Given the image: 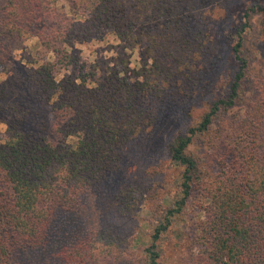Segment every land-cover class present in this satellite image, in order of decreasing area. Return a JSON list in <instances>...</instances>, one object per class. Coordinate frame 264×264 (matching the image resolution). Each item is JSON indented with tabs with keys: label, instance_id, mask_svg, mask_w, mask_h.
I'll use <instances>...</instances> for the list:
<instances>
[{
	"label": "trees",
	"instance_id": "trees-1",
	"mask_svg": "<svg viewBox=\"0 0 264 264\" xmlns=\"http://www.w3.org/2000/svg\"><path fill=\"white\" fill-rule=\"evenodd\" d=\"M221 1L69 0L65 10L55 0H0V69L6 74L0 81V121L6 125L0 264H23L20 253L46 247L60 212H82L85 196L118 169L122 148L152 130V100L187 103L202 92L199 72L215 47L205 42L208 31L196 20ZM254 12L264 14V3L249 6L227 35L236 65L228 88L168 145L171 165L180 170L179 188L169 206L154 205L150 243L141 256L136 241L94 230L60 250L65 264H161L168 235L190 205L197 207L198 223L181 264H264V56L251 81L244 54ZM110 37L141 47L135 76L123 54L97 61L95 70L83 63L77 44ZM31 39L35 52L53 58H18ZM248 84L252 97L244 113L220 123L243 103ZM19 85L46 111V128L39 125L37 133L22 127L27 110L12 96ZM197 143L207 149L205 162L190 151ZM148 196L129 185L114 201L130 215Z\"/></svg>",
	"mask_w": 264,
	"mask_h": 264
},
{
	"label": "rangeland",
	"instance_id": "rangeland-1",
	"mask_svg": "<svg viewBox=\"0 0 264 264\" xmlns=\"http://www.w3.org/2000/svg\"><path fill=\"white\" fill-rule=\"evenodd\" d=\"M58 7L68 10L69 0H55ZM264 0H223L206 10L196 25L207 30L209 37L205 39L208 44L214 43L215 54L209 56L199 72L200 85L205 88L202 92L191 98L187 103L179 101L170 102L160 99L151 101L156 120L152 130L129 141L121 151L119 167L111 172L93 192L84 198V208L79 214L60 212L51 227L50 238L44 249L22 252L17 258L23 264H65L59 256L60 250L71 248L82 237H86L94 230H111L119 235L126 236L139 245L134 250L140 257L143 250L150 243L154 205L162 203L165 207L170 205L175 191L179 188V169L173 168L168 153L169 143L180 133L197 122L210 103L217 95L224 94L228 83L236 70L234 57L227 35L232 28L243 21L246 9ZM35 39L27 42L26 47L16 52L18 58L24 62L34 55L37 59L53 58L52 53L45 54L44 50L34 51L32 45ZM264 14L251 13L249 27L245 32L244 54L249 58L252 70L250 80L255 81L260 69V62L264 56ZM77 52L80 53L86 67L95 70L97 61L104 63L112 61L118 54L129 57L130 73L135 76L136 71L142 65V50L140 46L129 45L125 47L110 37L106 41H95L89 44H77ZM217 53V54H216ZM204 70V71H203ZM6 74L0 69V81L5 80ZM251 84L245 88L244 100L237 108L225 113L220 123L228 122L233 116L240 117L244 113V104L251 94ZM254 95V94H253ZM14 100L20 102L27 110L22 127L26 131L38 132L39 125L46 128L47 114L34 95L23 85L16 87L12 94ZM191 110V114H189ZM46 132L42 130L41 133ZM6 137V125L0 121V143ZM190 151L205 162L206 147L200 143L191 146ZM137 185L141 187L145 195H149L141 201L133 214H124L115 204V195L124 187ZM150 187V188H149ZM198 223V210L190 205L183 219L176 223L174 230L169 233L165 252L161 264H181L189 255L188 243ZM96 228V229H93ZM181 246L183 252H176ZM188 263V262H186Z\"/></svg>",
	"mask_w": 264,
	"mask_h": 264
}]
</instances>
